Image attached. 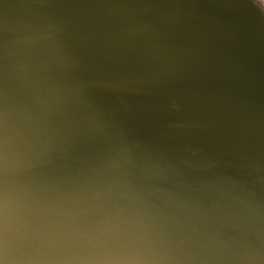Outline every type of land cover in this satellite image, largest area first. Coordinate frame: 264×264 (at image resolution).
Here are the masks:
<instances>
[{
    "label": "water",
    "instance_id": "95a60500",
    "mask_svg": "<svg viewBox=\"0 0 264 264\" xmlns=\"http://www.w3.org/2000/svg\"><path fill=\"white\" fill-rule=\"evenodd\" d=\"M166 42L224 90L209 97L228 118L121 130L98 90L122 86L121 67L144 76ZM147 74L168 101L194 77ZM63 85L70 101L54 95ZM261 88L258 0H0V264H264ZM71 106L98 118L73 132Z\"/></svg>",
    "mask_w": 264,
    "mask_h": 264
},
{
    "label": "bare ground",
    "instance_id": "6f19581e",
    "mask_svg": "<svg viewBox=\"0 0 264 264\" xmlns=\"http://www.w3.org/2000/svg\"><path fill=\"white\" fill-rule=\"evenodd\" d=\"M258 1L261 3V0ZM166 35L169 36L170 33H166ZM54 44H56V42H54ZM171 47L173 46L168 42H166V45H163L161 48L155 47L158 51L155 54H159L157 58L155 57L156 55H152L153 57L150 56L149 61L144 60V62H140L142 65L146 66L143 69L144 76L142 74H134L133 70L130 68L128 69L126 74H123L121 67L118 69L119 74L117 75L125 78L122 86H110V89L103 88L98 90V95H101V101L98 104L99 110L101 111L103 109L105 113L111 117L114 123L125 124L123 126H120L121 130L125 129L127 132H134L135 129H139L141 131L145 130L146 134H156V132L159 131L161 121L163 119L164 121L170 120L172 123L176 124V119H180L181 115H184L187 112L191 119L190 125H198L197 123H203L206 121L208 122L209 119L214 115H216V118H228V112L225 109L227 105L223 107H216L213 103L216 102L215 97L212 95L209 97V94H213L219 95V98H222L224 90L219 88V91L221 92L219 94H216L215 91L218 90V88H212L211 91L210 87L204 89V82L201 83V81L198 80L201 77L198 75H192L193 73L191 72V67L184 58H182L181 56H170L174 53V51H172L173 48ZM41 48H45V45L43 44ZM47 64L48 61L46 60L45 65L48 66ZM169 66H172L174 70L172 71ZM147 73H151L152 75H154L155 73H161L166 78V80H168V77L166 75L172 74L173 79L176 80L177 83H181L184 78L190 75L194 77L191 76L192 82L189 83H191L192 85H189L190 87L186 89V92H184L182 98L175 100L173 98V101H168L159 97L156 90L158 89V85H155L156 80H153L151 75ZM69 74V76L73 75V73ZM25 75L26 74H22V76ZM169 86H171V84L166 81L165 87L169 88ZM59 88H61V85H59ZM69 88L70 86L63 85L62 89H57L54 92L55 97L65 99L66 96L67 101H70L73 91H71ZM175 90L176 89H172L170 90V92L173 93ZM258 98L261 101L264 100L263 88L259 90ZM111 103L117 104L116 106L122 105L123 110L117 109L114 111V109L111 107ZM224 103L228 104L229 111L234 114L233 110H237L238 106L232 101H224ZM98 108L94 109L93 107L90 111L82 113L81 111H78L77 107L71 106L68 112L69 117H64L63 119L74 122V124H71L69 126L72 128L73 132L77 130L80 133L82 130L79 127V123H83V121L88 118V116H93L95 119L98 118ZM262 108L263 107L260 106V108L258 109V115L263 113ZM192 115H194V117ZM126 118H128V121L125 120ZM89 121H91V123H87V129L93 123L92 120ZM235 128L242 127L237 124ZM105 129V131L104 129L98 131L100 139L103 142L109 141L110 139L108 127ZM227 129L231 131V134H236L231 130L229 125L227 126ZM114 134H117V132L114 131ZM111 138L114 143V138L112 136ZM89 143L91 142H86L84 146ZM226 147H228L229 149H233L236 147L238 151L244 152L242 151L240 144L227 145ZM82 151L85 152L84 148H82ZM231 160L238 161L239 163L243 164L244 167L245 162H248L246 155L242 156V158L232 157Z\"/></svg>",
    "mask_w": 264,
    "mask_h": 264
},
{
    "label": "clouds",
    "instance_id": "9594fccd",
    "mask_svg": "<svg viewBox=\"0 0 264 264\" xmlns=\"http://www.w3.org/2000/svg\"><path fill=\"white\" fill-rule=\"evenodd\" d=\"M261 3L264 4V0H261Z\"/></svg>",
    "mask_w": 264,
    "mask_h": 264
}]
</instances>
